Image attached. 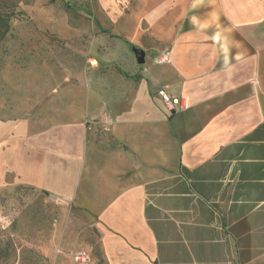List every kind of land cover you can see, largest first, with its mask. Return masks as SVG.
<instances>
[{
  "label": "crops",
  "instance_id": "crops-1",
  "mask_svg": "<svg viewBox=\"0 0 264 264\" xmlns=\"http://www.w3.org/2000/svg\"><path fill=\"white\" fill-rule=\"evenodd\" d=\"M92 12L118 41H92L89 75L0 70V193L61 203L53 264H264V0H92ZM86 222L92 243L71 229Z\"/></svg>",
  "mask_w": 264,
  "mask_h": 264
},
{
  "label": "rangeland",
  "instance_id": "rangeland-1",
  "mask_svg": "<svg viewBox=\"0 0 264 264\" xmlns=\"http://www.w3.org/2000/svg\"><path fill=\"white\" fill-rule=\"evenodd\" d=\"M0 14L10 24L0 43V70L7 67V73L13 71L10 65L14 69L47 65V70L61 76L74 72L89 75L90 59L98 54L94 53L97 47L92 41L105 38L108 47L118 41L116 35H111L112 30L98 27L101 25L92 12V0H0ZM35 26H45L46 30ZM62 26L79 28L74 45L69 37L59 36ZM98 44L101 52L104 43L99 40ZM72 213L77 214L75 207ZM65 214L58 200L36 190L22 187L9 194L0 193V264H53L46 248L52 247L56 236L66 231ZM71 229L80 240L92 243L87 222ZM73 251L69 247L55 248L61 257L73 256Z\"/></svg>",
  "mask_w": 264,
  "mask_h": 264
},
{
  "label": "built area",
  "instance_id": "built-area-1",
  "mask_svg": "<svg viewBox=\"0 0 264 264\" xmlns=\"http://www.w3.org/2000/svg\"><path fill=\"white\" fill-rule=\"evenodd\" d=\"M68 2H75L77 0H67ZM160 61H169L167 57L162 58ZM155 95L159 97L166 108L171 112H178L184 109V104L182 100L170 92H168L165 88H159ZM114 120L111 116H107L103 121V129L109 130ZM73 259L77 263H87L90 261V254L85 250H79L73 254Z\"/></svg>",
  "mask_w": 264,
  "mask_h": 264
},
{
  "label": "trees",
  "instance_id": "trees-1",
  "mask_svg": "<svg viewBox=\"0 0 264 264\" xmlns=\"http://www.w3.org/2000/svg\"><path fill=\"white\" fill-rule=\"evenodd\" d=\"M10 30L9 20L0 14V43L5 39Z\"/></svg>",
  "mask_w": 264,
  "mask_h": 264
},
{
  "label": "clouds",
  "instance_id": "clouds-1",
  "mask_svg": "<svg viewBox=\"0 0 264 264\" xmlns=\"http://www.w3.org/2000/svg\"><path fill=\"white\" fill-rule=\"evenodd\" d=\"M196 6H197L196 4H193V7H196ZM191 22H192L194 25L198 26V28H200V29H204V28L209 27L211 23L215 22V20L213 19V20H205V21H201L198 17L193 16V17L191 18ZM217 26H219V25H217Z\"/></svg>",
  "mask_w": 264,
  "mask_h": 264
},
{
  "label": "water",
  "instance_id": "water-1",
  "mask_svg": "<svg viewBox=\"0 0 264 264\" xmlns=\"http://www.w3.org/2000/svg\"><path fill=\"white\" fill-rule=\"evenodd\" d=\"M137 59H138V62H140V63L144 62L143 54L140 51H137Z\"/></svg>",
  "mask_w": 264,
  "mask_h": 264
}]
</instances>
